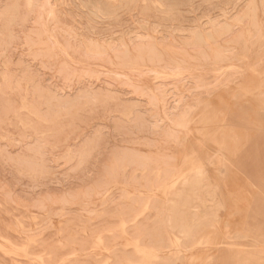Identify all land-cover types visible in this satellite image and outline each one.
<instances>
[{
	"label": "rangeland",
	"instance_id": "obj_1",
	"mask_svg": "<svg viewBox=\"0 0 264 264\" xmlns=\"http://www.w3.org/2000/svg\"><path fill=\"white\" fill-rule=\"evenodd\" d=\"M12 1L0 0V264H264V0Z\"/></svg>",
	"mask_w": 264,
	"mask_h": 264
},
{
	"label": "bare ground",
	"instance_id": "obj_2",
	"mask_svg": "<svg viewBox=\"0 0 264 264\" xmlns=\"http://www.w3.org/2000/svg\"><path fill=\"white\" fill-rule=\"evenodd\" d=\"M11 1H12V0H11ZM14 1H15V0H14ZM68 1H69V0H68ZM71 1H72V0H71ZM80 1H82V0H79V2H80ZM84 1H87V0H84ZM96 1H99V0H96ZM133 1H134V0H133ZM140 1H141V0H140ZM161 1H162V0H161ZM163 1H164V0H163ZM175 1H177V0H175ZM186 1H187V0H186ZM188 1H191V3H190V5H191L193 0H188ZM195 1H197V0H194L193 2L195 3ZM198 1H199V0H198ZM201 1H202V0H201ZM203 1H204V0H203ZM224 1H225V0H224ZM12 2H13V1H12ZM12 2H10V4H12ZM75 2H76V1H75ZM91 2H92V1H91ZM103 2H106V1H103V0H102V3H103ZM120 2L122 3V1H120ZM125 2H126V1H125ZM127 2H129V1H127ZM127 2H126V3H127ZM148 2H149V0H148ZM177 2H178V1H177ZM183 2H184V1H183ZM207 2H208V1H207ZM207 2H206V3H207ZM220 2H221V1H220ZM17 3H18V2H17ZM72 3H74V2H72ZM82 3H83V2H81V4H82ZM85 3H86V2H85ZM87 3H89V1H88ZM93 3H94V2H93ZM102 3H101V5H102ZM126 3H125V7L127 8ZM134 3H135V2H134ZM139 3H140V2H139ZM160 3H161V2H160ZM171 3H172V2H171ZM173 3H174V1H173ZM179 3H180V2H179ZM181 3H182V2H181ZM209 3L211 4V2H209ZM218 3H219V2H218ZM221 3H222V2H221ZM250 3H251V2H250ZM259 3H260V2H259ZM20 4H21V3H20ZM31 4H32V3H31ZM150 4H151V3H150ZM150 4H149V5H150ZM163 4H164V3H163ZM182 4H183V3H182ZM187 4H189V3H187ZM212 4H213V3H212ZM8 5H9V4H8ZM45 5H46V4H45ZM73 5H74V4H73ZM73 5H72V6H73ZM78 5H80V4H78ZM82 5H83V4H82ZM84 5H85V4H84ZM95 5L97 6V3H96ZM131 5H132V4H131ZM138 5H139V4H138ZM149 5L147 6L148 9H150V8H149V7H150ZM151 5H152V4H151ZM177 5H178V4H177ZM177 5H176V6H177ZM183 5H186V3H184ZM260 5H261V4H260ZM263 5H264V4H263ZM51 6H52V5H51ZM68 6H69V5H68ZM74 6H75V5H74ZM80 6H81V5H80ZM88 6H89V5H88ZM156 6H157V5H156ZM164 6H165V5H164ZM166 6H167V7H168V6L170 7V5H166ZM188 6H189V5H188ZM193 6H194V5H193ZM257 6H258V5H257ZM9 7H10V6H9ZM16 7H17V6H16ZM43 7H44V6H43ZM89 7H91L90 9H93V8H92L93 6H89ZM94 7H95V6H94ZM97 7H98V6H97ZM97 7H96V8H97ZM102 7H104V3H103V6H102ZM102 7H100V8H102ZM107 7H112V6H111V5H110V6L107 5ZM129 7H130V6H129ZM132 7H133V6H132ZM151 7H152V6H151ZM173 7H174V8H177V7H175L174 5H173ZM178 7H181V8L184 7V8H186L185 6H181V5H179ZM10 8H11V7H10ZM71 8H72V7H71ZM75 8H76V7H75ZM79 8H80V7H79ZM105 8H106V6L104 7V9H105ZM117 8H118V7H117ZM143 8H145V7H143ZM147 8L144 9V13L142 12L143 9L141 10V13H143V15L145 14V17L147 16V15H146V12H145V11L147 10ZM174 8L172 9L173 11L171 10V12H174ZM181 8H180V9H181ZM190 8H191V7H190ZM192 8H193V7H192ZM15 9H18V8H15ZM73 9H74V8H73ZM80 9H81V8H80ZM86 9H87V8H86ZM97 9H98V8H97ZM97 9H96V10H97ZM102 9H103V8H102ZM110 9L113 10V8H110ZM114 9H115V8H114ZM119 9H120V8H119ZM119 9L117 10L118 12L123 11V10H121V9H120V11H119ZM123 9H125V8L123 7ZM128 9H129V8H127V11H128ZM152 9H154V7H153ZM155 9H156V8H155ZM157 9H158V8H157ZM157 9H156V10H157ZM168 9H169V8H168ZM168 9H167V10H168ZM180 9H179V12L181 11ZM186 9H187V8H186ZM59 10H60V9H59ZM105 10H106V9H105ZM159 10H160V9H159ZM167 10H163V11H166V13H168ZM176 10H178V9H176ZM176 10H175V12L178 13V11H176ZM7 11H9V10H7ZM13 11H14V10H13ZM69 11H70V10H69ZM90 11H91V10H90ZM92 11H93V10H92ZM92 11H91V12H92ZM107 11H109V10L107 9ZM107 11H106V13H108ZM127 11H125V12H127ZM148 11L151 12V10H148ZM148 11H147V13H148ZM153 11H154V10H153ZM157 11H158V10H157ZM61 12H62V11H61ZM76 12H77V11H76ZM102 12H103V10H102ZM109 12H110V11H109ZM128 12H129V11H128ZM150 12H149V13H150ZM160 12H162V11H160ZM183 12H184V11H183ZM241 12H242V11H241ZM11 13H12V12H11ZM67 13H69V12H67ZM72 13H74V12H72ZM72 13H70V14H72ZM88 13H89V12H88ZM94 13H95V12H94ZM103 13H104V12H103ZM110 13H114V12L111 11ZM110 13H109V15L106 14V16L109 17V16H110ZM115 13L117 14V12H115ZM153 13H154V12H153ZM181 13H182V12H181ZM181 13H180V14H181ZM17 14H18V13H17ZM24 14H25V13H24ZM61 14H62V13H61ZM63 14H64V13H63ZM63 14H62V16H63ZM80 14H81V13H79V15H80ZM84 14H86V13L84 12ZM96 14H97V13H96ZM96 14H95V15H96ZM161 14H162V13H161ZM164 14H165V13H164ZM168 14H171V13H168ZM11 15H12V14H11ZM25 15H27V14H25ZM72 15H74V14H72ZM76 15H77V14H76ZM87 15H88V14H87ZM91 15H92V14H91ZM113 15L116 16L115 14H113ZM119 15L121 16L120 13L118 14V16H119ZM140 15H141V14H140ZM152 15H153V14H152ZM172 15H174V13H172ZM175 15H179V14H175ZM182 15H184V14H182ZM224 15H225V14H224ZM238 15H240V14H238ZM244 15H245V14H244ZM16 16H17V15H16ZM82 16H83V15H82ZM85 16H86V15H85ZM104 16H105V15H104ZM111 16H112V15H111ZM179 16H180V15H179ZM179 16H178V17H179ZM72 17H74V16H72ZM80 17H81V15H80ZM86 17H87V16H86ZM92 17H93V16H91V18H92ZM162 17H163V16H162ZM164 17H165V16H164ZM164 17H163V18H164ZM170 17H171V16H170ZM172 17H173V16H172ZM249 17H250V16H249ZM24 18H25V17H24ZM66 18H67V17H66ZM75 18H76V17H75ZM82 18H83V17H82ZM84 18H85V17H84ZM84 18H83L82 20H86V18H85V19H84ZM91 18H89V19H91ZM100 18H101V16H100ZM112 18H114V17H112ZM118 18H119V17H118ZM118 18H117V19H118ZM142 18H143V17H142ZM175 18H176V17H175ZM179 18L181 19L182 17H179ZM179 18H177V19H179ZM184 18H185V17H184ZM61 19L63 20V18H61ZM76 19H77V18H76ZM92 19H93V18H92ZM92 19H91V20H92ZM105 19H107V18H105ZM108 19H110V18H108ZM143 19H145V18H143ZM166 19H167V18H166ZM168 19H169V18H168ZM185 19H186V18H185ZM185 19H184V20H185ZM233 19H234V18H233ZM235 19H236V18H235ZM240 19H241V18H240ZM242 19H243V18H242ZM6 20H7V19H6ZM25 20H26V19H25ZM66 20H69V19H66ZM112 20H113V19H112ZM114 20H116V18H115ZM171 20H174V19H171ZM182 20H183V18H182ZM184 20H183V21H184ZM237 20H238V19H237ZM13 21H14V20H13ZM42 21H43V20H42ZM79 21H80V20H79ZM93 21H95V20H92V22H93ZM179 21L181 22V20H179ZM242 21H243V20H242ZM8 22H10V21H8ZM64 22H65V20H64ZM66 22H67V21H66ZM83 22H84V24H86V23H85L86 21H83ZM99 22H100V21H99ZM107 22H109V21H107ZM245 22H247V21H245ZM6 23H7V22H6ZM20 23H21V22H20ZM37 23H38V22H37ZM80 23H81V22H80ZM88 23H89V22H88ZM97 23H98V21H97ZM102 23H104V22L102 21ZM7 24H8V23H7ZM40 24H41V23H40ZM40 24H39V26H40ZM44 24H45V23H44ZM68 24H69V23H68ZM72 24H73V23H72ZM72 24H71V25H72ZM93 24H96V22L93 23ZM106 24H107V23H106ZM228 24H229V23H228ZM24 25H25V24H24ZM97 25H98V24H97ZM217 25H218V24H217ZM244 25H245V24H244ZM0 26H1V25H0ZM8 26H9V25H8ZM92 26H94V25H92ZM95 26H96V25H95ZM22 27H23V26H22ZM75 27H77V26H75ZM87 27H88V26H87ZM216 27H217V26H216ZM88 28H90V27H88ZM91 28H92V27H91ZM236 28H237V27H236ZM21 29H22V28H21ZM24 29H25V28H24ZM78 29H80V28H78ZM85 29H86V28H85ZM85 29H84V30H85ZM0 30H1V28H0ZM7 30H8V29H7ZM10 30H11V29H10ZM191 30H192V29H191ZM217 30H218V29H217ZM237 30H238V29H237ZM5 31H6V30H5ZM18 31H19V30H18ZM78 31L80 32V30H78ZM88 31H89V30H88ZM203 31H204V30H203ZM207 31H208V30H207ZM219 31H220V30H219ZM241 31H242V30H241ZM241 31H240V32H241ZM32 32H33V31H32ZM86 32H87V31H86ZM93 32H94V31H93ZM190 32H191V31H190ZM205 32H206V30H205ZM233 32H234V30H233ZM237 32H239V31H237ZM20 33H21V32H20ZM20 33H19V34H20ZM89 33H90V32H89ZM124 33H125V32H124ZM234 33H236V32H234ZM8 34H9V33H8ZM51 34H52V33H51ZM79 34H81V33H79ZM85 34H86V33H85ZM208 34H209V33H208ZM13 35H14V34H13ZM25 35H26V34H25ZM82 35H83V34H82ZM122 35H123V34H122ZM125 35H126V34H125ZM231 35H232V34H231ZM233 35H234V34H233ZM6 36H8V35H6ZM84 36H85V35H84ZM88 36H90V35H87V37H88ZM228 36H229V35H228ZM9 37H10V36H8V38H9ZM13 37H14V36H13ZM20 37H21V36H20ZM122 37H123V36H122ZM167 37H168V36H167ZM185 37H186V36H185ZM196 37H197V35H196ZM232 37H233V36H232ZM5 38H7V37H5ZM8 38H7V39H8ZM10 38H11V37H10ZM48 38H49V37H48ZM84 38H85V37H84ZM88 38H90V37H88ZM91 38H92V37H91ZM93 38H94V37H93ZM100 38H101V37H100ZM120 38H121V37H120ZM225 38H226V36H225ZM1 39L4 40L3 38H1ZM16 39H18V38H16ZM130 39H131V37H130ZM163 39H164V38H163ZM190 39H191V38H190ZM227 39L229 40L228 37H227ZM13 40H14V39H13ZM33 40H34V39H33ZM93 40H94V39H93ZM137 40H139V39L137 38ZM188 40H189V39H188ZM225 40H226V39H225ZM225 40H224V41H225ZM6 41H8V40H6ZM23 41H24V40H23ZM73 41H74V40H73ZM102 41H103V40H102ZM106 41H107V40H106ZM170 41H171V40H170ZM226 41H227V40H226ZM4 42H5V41H4ZM95 42H96V41H95ZM131 42H132V41H131ZM218 42H219V41H218ZM2 43H3V42H2ZM143 43H144V42H143ZM172 43H174V40H173ZM262 43H263V42H262ZM0 44H1V41H0ZM4 44H6V42H5ZM82 44H83V43H82ZM133 44H134V43H133ZM194 44H195V43H194ZM24 45H25V43H24ZM33 45H34V44H33ZM200 45H201V44H200ZM120 46H121V45H120ZM173 46H174V45H173ZM184 46H185V45H184ZM76 47H77V45H76ZM39 48H40V47H39ZM120 48H121V47H120ZM25 49H26V48H25ZM44 49H45V48H44ZM80 49H81V48H80ZM181 49H182V48H181ZM1 50H2V49H1ZM4 50H5V48H4ZM183 50H184V49H183ZM27 51H28V50H27ZM113 51H114V50H113ZM121 51H122V50H121ZM33 52H34V51H33ZM75 52H76V51H75ZM2 53H3V51H2ZM4 53H5V52H4ZM149 53H150V52H149ZM229 53H230V52H229ZM235 53H236V51H235ZM238 54H239V52H238ZM32 55H33V54H32ZM149 56H150V55H149ZM147 57H148V56H147ZM1 58H2V57H1ZM8 58H9V57H8ZM2 59H3V58H2ZM3 60H4V59H3ZM5 60H6V59H5ZM9 60H10V59H9ZM67 60H68V59H67ZM128 61H129V60H128ZM69 62H70V61H69ZM1 63H2V62H1ZM44 63H45V62H44ZM105 63H107V62L105 61ZM142 64H143V63H142ZM160 66H161V65H160ZM147 68H148V67H147ZM60 69H61V68H60ZM11 70H12V69H11ZM5 72H6V71H5ZM68 72H69V71H68ZM238 72H240V71H238ZM6 73H7V72H6ZM12 73H13V72H12ZM144 73H145V72H144ZM148 73H149V72H148ZM2 74H4V73H2ZM154 74H155V73H154ZM154 74H153V75H154ZM0 75H1V74H0ZM11 75H12V74H11ZM21 75H22V74H21ZM24 75H25V74H24ZM222 75H223V74H222ZM241 75H242V74H241ZM12 76H13V75H12ZM142 76H143V75H142ZM188 76H189V75H188ZM231 76H233V75H231ZM231 76H230V77H231ZM8 77H10V76H8ZM19 77H20V76H19ZM123 77H124V75H123ZM138 77H139V76H138ZM228 77H229V76H228ZM230 77H229V78H230ZM234 77H235V76H234ZM234 77H233V78H234ZM242 77H243V76H242ZM12 78H13V77H12ZM15 78H16V77H15ZM17 78H18V76H17ZM25 78H26V77H25ZM233 78H232V79H233ZM8 79H9V78H8ZM22 79H23V78H21V80H22ZM27 79H28V78H27ZM193 79H194V78H193ZM232 79H231V80H232ZM10 80H11V78H10ZM23 80H24V79H23ZM131 80H132V79H131ZM194 80H195V79H194ZM227 80H229V79H227ZM16 81H17V80H16ZM27 81H31V80H27ZM123 81H124V80H123ZM1 82L3 83L2 80H1ZM31 82H32V81H31ZM124 82H125V81H124ZM8 83H9V82H8ZM171 83H172V82H171ZM193 83H194V82H193ZM223 83H224V82H223ZM233 83H234V82H233ZM5 84H6V83H5ZM10 84H11V81H10ZM14 84H15V83H14ZM30 84H32V83H30ZM158 84H159V83H158ZM0 85H1V84H0ZM154 85H155V83H154ZM1 86H2V85H1ZM162 86H163V85H162ZM221 86H222V84H221ZM221 86H219V87H221ZM5 87H6V85H5ZM11 87H12V86H11ZM22 87H23V86H22ZM2 88H3V87H2ZM16 88H17V87H16ZM20 88H21V87H20ZM147 88H148V87H147ZM3 89H5V88H3ZM6 89H7V88H6ZM13 89H15V88L13 87ZM29 89H30V88H29ZM32 89H33V87H32ZM216 89H217V88H216ZM24 90H25V88H24ZM40 90H41V89H40ZM236 90H237V89H236ZM147 91H148V90H147ZM213 91H215V90L212 89L211 92H213ZM33 92H34V91H33ZM201 92H202V91H201ZM204 92H205V91H204ZM209 92H210V91H209ZM3 93H4V92H3ZM5 93H6V92H5ZM21 93H22V92H21ZM23 93H24V92H23ZM35 93L38 94L37 92H35ZM35 93H34V94H35ZM163 93H164V92H163ZM202 93H203V92H202ZM0 94H1V93H0ZM16 94L18 95V93H16ZM29 94H30V93H29ZM206 94H207V92H206ZM4 95H5V94H4ZM9 95H10V94H9ZM19 95H20V94H19ZM22 95H23V94H22ZM22 95H21V96H22ZM24 95H25V93H24ZM27 95H28V93H27ZM30 95H31V94H30ZM200 95H201V94H199V96H200ZM204 95H205V94H204ZM209 95H210V94H209ZM4 97H5V96H4ZM4 97H3V99H2L3 103H4V101H6V100H10V99H5V100H4ZM8 97H10V96H8ZM19 97H20V96H19ZM31 97H32V96H31ZM33 97H34V96H33ZM37 97H38V95H37ZM41 97H42V96L40 95V98H41ZM48 97H49V96H48ZM179 97H180V96H179ZM185 97H186V96H185ZM196 97H197V96H196ZM0 98H1V95H0ZM6 98H7V97H6ZM193 98H194V96H193ZM20 99H21V98H20ZM29 99H30V98H29ZM15 100H16V99H15ZM15 100H13V101L11 100V101L14 102ZM36 100H37V99H36ZM38 100H39V99H38ZM47 100H50V98H48ZM53 100H54V99H53ZM157 100H158V99H157ZM177 100H178V99H177ZM188 100H189V99H188ZM11 101H10V103H12ZM28 101H29V100H28ZM32 101H33V100H32ZM162 101H163V100H162ZM185 101H186V100H185ZM8 102H9V101H7V104H8ZM18 102H20V101H18ZM18 102H15V103L18 104ZM3 103L0 104V105H3V107H4V105H6V104H3ZM34 103H35V102H34ZM177 103H178V101H177ZM40 104H41V102H40ZM183 104H184V103H183ZM14 105H15V104H14ZM37 105H39V104H37ZM15 106H18V105H15ZM19 106H21V105H19ZM34 106H35V105H34ZM180 106H182V105H180ZM183 106H184V105H183ZM185 106H186V105H185ZM1 107H2V106H1ZM1 107H0V109H1ZM5 107H6V106H5ZM10 107H13V104H12ZM21 107H23V106H21ZM30 107H31V106H30ZM192 107H194V106H192ZM6 108H8V106H7ZM13 108H14V107H13ZM15 108H17V107H15ZM36 108H39V106L36 107ZM183 108H184V107H183ZM195 108H196V107H195ZM4 109H5V108H4ZM180 109H181V108H180ZM14 110L16 111V109H14ZM31 110H32V109H31ZM39 110H40V108H39ZM182 110H183V109H182ZM0 111H1V110H0ZM3 111H4V110H3ZM9 111H10V110H9ZM9 111H8V113L11 114V112H9ZM11 111H12V110H11ZM18 111H19L18 113H20V110H18ZM40 111H42V110H40ZM60 111H61V110H60ZM180 111H181V110H180ZM29 112H30V111H29ZM36 112H37V111H36ZM3 113L5 114V111H4ZM16 113H17V112H16ZM23 113H25V112H23ZM23 113H22V114H23ZM42 113H43V111L41 112V114H42ZM58 113H59V111H58ZM187 113H188V112H187ZM4 114H2V115H4ZM38 114H39V113H38ZM64 114H66V113H64ZM169 114H170V113H169ZM174 114H175V113H174ZM174 114L171 115V116H174ZM182 114H183V111H182ZM5 115H8V114L6 113ZM28 115H29V114H28ZM28 115H26V116H28ZM31 115H33V114L31 113ZM42 115H44V117L46 116L45 113L42 114ZM47 115H49V114H47ZM50 115H51V114H50ZM50 115L47 116V118L50 117ZM53 115H54V114H53ZM55 115H56V114H55ZM57 115H58V114H57ZM165 115H166V114H165ZM167 115H168V114H167ZM177 115H178V114H177ZM29 116H30V115H29ZM39 116H41V115H39ZM39 116H38V117H39ZM175 116H176V115H175ZM175 116H174V117H175ZM2 117H4V116H2ZM167 117H168V116H167ZM11 118H12V117H11ZM19 118H20V117H19ZM22 118H25V116H23ZM51 118H52V117H51ZM54 118H55V117H54ZM54 118H53V119H54ZM169 118H170V116H169ZM20 119H21V118H20ZM26 119H27V118H26ZM34 119H35V118H34ZM45 119H46V117H45ZM173 119H174V118H173ZM179 119H180V118H179ZM1 120H2V119H1ZM3 120H4V118H3ZM9 120H10V119H9ZM16 120H17V119H16ZM30 120H31V119H30ZM30 120H29V121H30ZM41 120H42V119H41ZM49 120H50V119H49ZM181 120H182V119H181ZM7 121H8V120H7ZM7 121H6V122H3V123H7ZM11 121H12V120H11ZM24 121H25V120H24ZM24 121H23V122H24ZM35 121H36V123H37V120H35ZM42 121H43V120H42ZM50 121H51V120H50ZM163 121H164V120H163ZM171 121H172V119H171ZM18 122H19V121H18ZM39 122L41 123V121H39ZM53 122H55V121H53ZM160 122H161V121H160ZM179 122H180V120H179ZM181 122H182V121H181ZM12 123H13V122H12ZM14 123H16V121H14ZM19 123H20V122H19ZM19 123H18V125H19ZM31 123H33V122H31ZM40 123H39L38 125H42V123H41V124H40ZM22 124H24V126H27L25 123H22ZM34 124H35V123H34ZM34 124H33V126H34ZM9 125H10V124H9ZM11 125H12V124H11ZM13 125H14V124H13ZM36 125H37V124H36ZM36 125H35V126H36ZM165 125H166V124H165ZM3 126H4V125H3ZM14 126H15V125H14ZM20 126H21V125H20ZM28 126H29V125H28ZM35 126H34V127H35ZM166 126H168V125H166ZM224 126H226V125H224ZM0 127H2V126H0ZM4 127H5L6 130H7L8 127H7V126H4ZM12 127H13V126H12ZM15 127H16V126H15ZM34 127H32V128H34ZM41 127H42V126H41ZM49 127H50V126H49ZM2 128H3V127H2ZM5 128H4V129H5ZM24 128H25V127H24ZM28 128H29V127H28ZM30 128H31V127H30ZM51 128H52V126H51ZM4 129H3V130H4ZM10 129H11V128H10ZM35 129H36V127H35ZM38 129H41V128H38ZM38 129H37V130H38ZM201 129H202V127H201ZM31 130H32V129H31ZM33 130H34V129H33ZM41 130H42V129H41ZM166 130H167V128H166ZM9 131H10V130H9ZM6 132H7V131H6ZM35 132H36V131H35ZM38 132H39V130H38ZM2 135H3V134H2ZM176 136H177V135H176ZM179 139H180V138H179ZM195 139H196V138H195ZM199 140H200V139H199ZM200 141H201V140H200ZM182 142H183V141H182ZM202 142H203V141H202ZM140 145H141V144H140ZM202 145H203V144H202ZM191 146H192V145H191ZM195 151H196V150H195ZM221 153H222V152H221ZM213 154H214V153H213ZM213 154H212V155H213ZM223 154H224V153H223ZM127 157H128V156H127ZM138 157H139V156H138ZM220 157H221V156H220ZM198 158H199V157H198ZM121 159H122V157H121ZM223 159H225V158H223ZM132 160H133V159H132ZM141 160H142V158H141ZM172 160H173V159H172ZM212 161H213V160H212ZM123 162H124V160H123ZM126 162H128V161H126ZM135 162H136V161H135ZM143 162H144V161H143ZM209 162H211V159H209ZM116 163H117V162H116ZM121 163H122V161H121ZM121 163H120V164H121ZM133 163H134V162H132V164H133ZM136 163H137V162H136ZM201 163H202V162H201ZM130 164H131V163H130ZM140 165H142V164H140ZM212 165H213V164H212ZM222 165H223V164H222ZM129 166H130V165H129ZM150 166H151V165L148 164V167H150ZM152 167H153V166H151V168H152ZM122 168H123V167H122ZM132 168H134V167H132ZM186 168H187V167H186ZM204 168H205V166H204ZM204 168H201V169L204 170ZM142 169H143V168H142ZM199 169H200V168H199ZM199 169H197V170H195V171L198 172ZM121 170H122V169H121ZM129 170L131 171V169H129ZM129 170H128V171H129ZM167 170H168V169H167ZM205 170H206V169H205ZM216 170H217V169H216ZM220 170H221V169H220ZM135 171H136V170H135ZM153 171H154V170H153ZM201 171H202V170H201ZM222 171H223V170H222ZM121 172H122V171H121ZM159 172H160V171H159ZM204 172H205V171H204ZM132 173H133V171H132ZM146 173H147V172H146ZM165 173H166V172H165ZM172 173H173V172H172ZM188 173H190V172H188ZM226 173H227V172H226ZM126 174H127V173H126ZM130 174H131V173H130ZM160 174H161V173H160ZM198 174H201V173L198 172ZM202 174H203V173H202ZM202 174H201V175H202ZM206 174H207V173H206ZM242 174H243V173H242ZM120 175H121V174H120ZM139 175H140V174H139ZM151 175H152V174H151ZM151 175H150V176H151ZM157 175H158V173H157ZM172 175H173V174H172ZM191 175H193V172H192ZM223 175H224V174H223ZM167 176H168V175H167ZM170 176H171V175H170ZM199 176H200V175H199ZM244 176H245V175H244ZM152 177H153V175H152ZM189 177H190V176H189ZM201 177H202V176H201ZM205 177H207V176H205ZM205 177H204V178H205ZM208 177H209V176H208ZM120 178H121V177H120ZM123 178H124V177H123ZM127 178H128V177H127ZM143 178H144V177H143ZM185 178H186V177H185ZM150 179H152V178H150ZM153 179H154V177H153ZM160 179H161V178H160ZM162 179H163V178H162ZM166 179H168V178H166ZM129 180H130V179H129ZM205 180L207 181L208 179H205ZM205 180H203L202 183H203ZM122 181H123V180H122ZM155 181H156V180H155ZM165 181H166V180H165ZM185 181H186V179H185ZM206 181H205L204 183H206ZM112 182H113V181H112ZM187 182H188V180L186 181V183H187ZM195 182H196V181H195ZM125 183H126V182H125ZM140 183H141V182H140ZM204 183H203V184H204ZM208 183H209V182H208ZM184 184H185V183H184ZM189 184H190V183H189ZM194 184H195V183H194ZM172 185H174V184H172ZM210 185H211V184H210ZM176 186H177V185H176ZM185 186H186V185H185ZM199 186H200V185H199ZM201 186H204V185H201ZM252 186H253V185H252ZM170 187H172V186H170ZM187 187H188V186H187ZM191 187L194 188L195 185H194V186L191 185ZM204 187H206V185H205ZM204 187H203V189H204ZM208 187H209V186H208ZM216 187H217V186H216ZM152 188H153V187H152ZM188 188H190V187H188ZM198 188H199V187H198ZM217 188H218V187H217ZM171 189H172V188H171ZM171 189H170V190H171ZM173 189H174V188H173ZM191 189H192V188H191ZM195 189H197V188L195 187ZM195 189H193V190H195ZM199 189H200V188H199ZM207 189H209V188H207ZM207 189H205V190H206V193H207ZM215 189H216V188H215ZM110 190H111V189H110ZM146 190H147V189H146ZM150 190H151V189H150ZM186 190H187V188H186ZM168 191H169V188H168ZM183 191L186 192L185 190H183ZM173 192H174V191H173ZM199 192H200V191H199ZM202 192H203V191H201V193H202ZM210 192H211V191H210ZM108 193H109V192H108ZM122 193H123V192H122ZM149 193H150V192H149ZM189 193H190V192H189ZM206 193H205V194H206ZM214 193H215V191H214ZM214 193H213V194H214ZM117 194H119V193H117ZM181 194H182V193H181ZM187 194H188V193H187ZM105 195H106V194H105ZM110 195H111V194H110ZM113 195H114V194H113ZM135 195H136V194H135ZM168 195H169V193H168ZM185 195H186V194H185ZM208 195H209V194H208ZM211 195H212V194H211ZM214 195H215V194H214ZM103 196H104V195H103ZM121 196H122V195H121ZM183 196H184V195H183ZM183 196H182V198H183ZM212 196H213V195H212ZM216 196H217V195H216ZM104 197H105V196H104ZM116 197H117V196H116ZM167 197H168V196H167ZM201 197H202V196H200V198H201ZM210 197H211V196H210ZM1 198H2V197H1ZM118 198H119V197H118ZM194 198H195V197H194ZM196 198H197V197H196ZM217 198H218V197H217ZM111 199H112V198H111ZM170 199H171V198H170ZM179 199H180V198H179ZM183 199H184V198H183ZM186 199L188 200L187 197H186ZM198 199H199V198H198ZM211 199H212V197H211ZM211 199H209V200H211ZM2 200H5V199L3 198ZM115 200H116V199H115ZM115 200H113V201H114V202H117V201H115ZM117 200H118V199H117ZM134 200H135V199H134ZM215 200H216V198H215ZM0 201H1V200H0ZM111 201H112V200H111ZM131 201H132V200H131ZM180 201H181V200H180ZM189 201H190V200H189ZM191 201H192V200H191ZM193 201H194V200H193ZM202 201H203V200H202ZM202 201H201V202H202ZM1 202H2V201H1ZM124 202H125V201H124ZM137 202H138V201H137ZM185 202H187V201H185ZM120 203H121V202H120ZM141 203H142V202H141ZM179 203H180V202H179ZM204 203H205V202H204ZM221 203H222V202H221ZM3 204H4V203H3ZM123 204H124V203H123ZM139 204H140V202H139ZM182 204L185 205L186 203L182 202ZM191 204H193V202H191ZM195 204H196V202H195ZM199 204H200V202H199ZM205 204H206V203H205ZM218 204H219V203H218ZM12 205H13V204H12ZM91 205H92V204H91ZM104 205H105V204H104ZM197 205H198V204H197ZM209 205H211V204H209ZM220 205H222V204H220ZM1 206H2V205H1ZM1 206H0V207H1ZM172 206H174V205H172ZM178 206H179V205H178ZM178 206H177V207H178ZM180 206H183V205L180 204ZM191 206H192V205H191ZM191 206H190V207H191ZM201 206H202V205H201ZM201 206H200V207H201ZM218 206H219V205H218ZM13 207H14V206H13ZM117 207H118V206H117ZM128 207H129V206H128ZM186 207H187V206H186ZM207 207H208V206H207ZM207 207H206V208H207ZM209 207H210V206H209ZM214 207H215V206H213V208H214ZM222 207H223V206H222ZM7 208H8V207H7ZM14 208H15V207H14ZM16 208H17V207H16ZM132 208H133V207H132ZM155 208H156V207H155ZM173 208L175 209V207H173ZM201 208H202V207H201ZM201 208H200V209H201ZM210 208H211V207H210ZM218 208H219V207H218ZM218 208H217V209H218ZM0 209H1V208H0ZM95 209H96V208H95ZM140 209H141V208H140ZM176 209H177V208H176ZM180 209H181V207H180ZM186 209H187V208H186ZM20 210H21V209H20ZM101 210H102V209H101ZM111 210H112L111 212L113 213V210H114V209H111ZM130 210H131V209H130ZM187 210L189 211V209H187ZM192 210H193V209H192ZM207 210H208V209H207ZM209 210H210V209H209ZM215 210H216V209H215ZM220 210H223V208H222V209L220 208ZM10 211L12 212L11 209H10ZM22 211H23V210H22ZM98 211H99V210H98ZM103 211H104V210H103ZM115 211H116V209H115ZM184 211H185V210H184ZM213 211H214V209H213ZM217 211H218V210H217ZM4 212H5V211H4ZM24 212H25V211H24ZM90 212H91V211H90ZM93 212H94V211H93ZM107 212H108V211H107ZM109 212H110V210H109ZM118 212H119V211H118ZM168 212H169V211H168ZM178 212H179V211H178ZM199 212H200V211H199ZM199 212L197 211V213H199ZM0 213H1V212H0ZM12 213H13V212H12ZM85 213H86V212H85ZM153 213H154V212H153ZM179 213H180V212H179ZM209 213H210V211H209ZM19 214H20V213H19ZM24 214H25V213H24ZM81 214H82V213H81ZM86 214H87V213H86ZM89 214H90V213H89ZM135 214H136V213H135ZM147 214H148V213H147ZM147 214H146V215H147ZM154 214H155V213H154ZM172 214L174 215V212H173ZM175 214H176V213H175ZM187 214H188V212H187ZM215 214H216V213H215ZM15 215H16V214H15ZM17 215H18V214H17ZM59 215H60V214H59ZM157 215H158V214H157ZM209 215H210V214H209ZM216 215H218V214H216ZM94 216H95V215H94ZM130 216H131V215H130ZM133 216H134V213H133ZM144 216H145V215H144ZM177 216H179V214H177ZM180 216H182V215H180ZM180 216H179V217H180ZM186 216H187V215H186ZM188 216H189V215H188ZM201 216H202V215H201ZM0 217H1V216H0ZM3 217H5V215H3ZM3 217H2V218H3ZM17 217H18V216H17ZM36 217H37V216H36ZM53 217H54V216H53ZM90 217H91V216H90ZM95 217H96V216H95ZM117 217H118V216H117ZM127 217H128V216H127ZM146 217H147V216H146ZM153 217H154V216H153ZM153 217H151V218H153ZM206 217H207V216H206ZM2 218H0V219H2ZM172 218H174V219L176 220V216H175V217L172 216ZM186 218H187V217H186ZM198 218H199V217H198ZM3 219H4V218H3ZM7 219H8V218H7ZM12 219H13V218H12ZM46 219H47V218H46ZM82 219H83V218H82ZM100 219H101V218H100ZM110 219H111V217H110ZM124 219H125V218H124ZM143 219H145V218H142V220H143ZM212 219H213V217H212ZM104 220H106V219L104 218ZM108 220H109V218H108ZM140 220H141V219H140ZM140 220H139L138 222H140ZM172 220H173V219H172ZM185 220H187V219H185ZM196 220H197V219H196ZM201 220H202V218H201ZM217 220H218V219H217ZM4 221H5V219H4ZM86 221H87V220H86ZM124 221H125V220H124ZM143 221H144V220H143ZM151 221H152V220H151ZM24 222H25V221H24ZM24 222H23V223H24ZM46 222H47V221H46ZM49 222H50V221H49ZM67 222H68V221H67ZM76 222H77V221H76ZM83 222H84V221H83ZM114 222H115V221H114ZM114 222H112V223L114 224ZM116 222H118V221L116 220ZM152 222H153V221H152ZM176 222H177V221H176ZM179 222H180V220H179ZM187 222H188V221H187ZM190 222H191V221H190ZM192 222L194 223L193 220H192ZM207 222H208V221H207ZM210 222H211V221H210ZM210 222H209V223H210ZM3 223H4V222H3ZM6 223H7V221H6ZM9 223H10V221H9ZM12 223H13V222H12ZM41 223H42V222H41ZM97 223H98V221H97ZM109 223H110V222H109ZM118 223H119V222H118ZM147 223H148V222H147ZM193 223H192V224H193ZM202 223H203V221H202ZM204 223H205V222H204ZM209 223H205V224H209ZM29 224H30V223H29ZM29 224H28V225H29ZM76 224H77V223H76ZM76 224H75V225H76ZM88 224H89V223H88ZM95 224H96V223H95ZM99 224H100V223H99ZM113 224H111V226H112ZM143 224H144V223H143ZM145 224H146V223H145ZM176 224H178V223H176ZM176 224H174V225H176ZM189 224H190V223H189ZM210 224H211V223H210ZM1 225H3V224H1ZM72 225H74V224L72 223ZM187 225H188V224H187ZM187 225H186V227H187ZM190 225H191V224H190ZM203 225H204V224H203ZM47 226H48V225H47ZM77 226H78V225H77ZM81 226H83V225H81ZM106 226H107V224H106ZM109 226H110V225H109ZM114 226H115V225H114ZM139 226H140V225H139ZM157 226H158V225H157ZM201 226H202V225H201ZM207 226H208V225H207ZM99 227H101V225H100ZM150 227H151V226H150ZM150 227H149V228H150ZM152 227H153V225H152ZM166 227H167V226H166ZM176 227H177V226H176ZM194 227H195V226H194ZM196 227H197V225H196ZM203 227H204V226H203ZM6 228H7V227H6ZM27 228H28V226H27ZM89 228H90V227H89ZM102 228H103V227H102ZM173 228H174V226H173ZM197 228H198V227H197ZM0 229L3 230V228H0ZM73 229H74V228H73ZM75 229H76V228H75ZM82 229H83V228H82ZM116 229H117V228H116ZM152 229H153V228H152ZM168 229H169V228H168ZM4 230H6V229H4ZM4 230H3V231H4ZM37 230H38V229H37ZM47 230H48V229H47ZM51 230H52V229H51ZM95 230H96V229H95ZM112 230H113V229H112ZM142 230H143V229H142ZM146 230H147V229H146ZM185 230H186V229H185ZM188 230H190V229H188ZM199 230H200V229H199ZM6 231H7V230H6ZM70 231H71V230H70ZM79 231H80V230H79ZM79 231H78V232H79ZM109 231H110V230H109ZM109 231H108V232H109ZM163 231H164V230H163ZM186 231H187V230H186ZM190 231H191V230H190ZM10 232H11V231H10ZM68 232H69V231H68ZM113 232H115V231L113 230ZM8 233H9V232H8ZM32 233H33V232H32ZM47 233L49 234V232H47ZM51 233L53 234V233H55V231H54V232L51 231ZM70 233H71V232H70ZM110 233H111V232H110ZM131 233H133V232H131ZM2 234H3V232H2ZM5 234H6V233H5ZM48 234H47V235H48ZM55 234H56V233H55ZM57 234H58V233H57ZM64 234H65V233H64ZM77 234H78V233H77ZM108 234H109V233H108ZM165 234H166V233H165ZM190 234H192V232H191ZM3 235H4V234H3ZM30 235H31V234H30ZM33 235H34V233H33ZM37 235H38V234H37ZM43 235H44V234H43ZM49 235H50V234H49ZM153 235H154V234H153ZM166 235H167V234H166ZM176 235H177V234H176ZM235 235H237V234H235ZM9 236H11V234H10ZM191 236H192V235H191ZM191 236H190V237H191ZM4 237H5V236H4ZM12 237H13V236H12ZM18 237H20V236H18ZM45 237H48V238H49V236H45ZM51 237H52V235L50 236V238H51ZM67 237H68V236H67ZM72 237H73V236H72ZM108 237H109V236H108ZM144 237H145V236H144ZM155 237H156V236H155ZM162 237H164V236H162ZM236 237L238 238V236H236ZM241 237H242V236H241ZM244 237H245V236H244ZM35 238L38 239V237H35ZM48 238H47V240L50 239V238H49V239H48ZM65 238H66V237H65ZM82 238H83V237H82ZM86 238H87V237H86ZM132 238H133V237H132ZM146 238H147V235H146ZM180 238H181V237H180ZM230 238H231V237H230ZM237 238H236V240H237ZM242 238H243V237H242ZM18 239H19V238H18ZM20 239H21V238H20ZM36 239H35V240H36ZM79 239H80V238H79ZM113 239H114V238H113ZM240 239H241V238H240ZM1 240H2V237H1ZM3 240H4V238H3ZM13 240H14V239H13ZM31 240H32V239H31ZM33 240H34V239H33ZM33 240H32V241H33ZM56 240H57V239H56ZM61 240H62V238H61ZM101 240H102V239H101ZM107 240H108V239H107ZM158 240H159V239H158ZM191 240H193V239H191ZM201 240H202V239H201ZM241 240H242V239H241ZM18 241H20V240H18ZM32 241H31V242H32ZM54 241H55V240H54ZM69 241H70V240H69ZM166 241H167V239H166ZM166 241H164L165 244H166ZM180 241H181V239H180ZM180 241H179V242H180ZM189 241H190V240H189ZM9 242H10V241H9ZM14 242H15V241H14ZM35 242H36V241H35ZM40 242H41V241H40ZM47 242H48V241H47ZM161 242H162V241H161ZM186 242H187V241H186ZM11 243H12V242H10V244H11ZM32 243H33V242H32ZM61 243H62V242H61ZM86 243H87V242H86ZM89 243H90V242H89ZM182 243H183V242H182ZM189 243H190V242H189ZM147 244H148V241H147ZM154 244H155V243H154ZM158 244H159V243H158ZM179 244H180V243H179ZM198 244H199V243H198ZM12 245H13V244H12ZM23 245H24V247H23V246H22V247L25 249L27 246L25 247L26 244H23ZM31 245H32V244H31ZM49 245H51V244L49 243ZM76 245H77V243H76ZM91 245H92V244H91ZM163 245H164V243H163ZM171 245H172V244H171ZM180 245H181V244H180ZM189 245H190V244H189ZM189 245H188L187 248H189ZM201 245H202V244H201ZM201 245H200V246H201ZM46 246H47V245H46ZM51 246H52V245H51ZM86 246H87V245H86ZM110 246H111V245H110ZM142 246H143V245H142ZM160 246H161V245H160ZM176 246H177V244H176ZM183 246H184V245H183ZM196 246H199V245H196ZM10 247L12 248V246H10ZM13 247H14V246H13ZM16 247H17V246H16ZM39 247H40V246H39ZM58 247H59V246H58ZM134 247H135V246H134ZM138 247H139V246H138ZM6 248H7V247H6ZM6 248L3 247V249H5V250H6ZM28 248H29V247H27V249H28ZM89 248H90V247H89ZM176 248H177V247H176ZM193 248H194V247H193ZM3 249H1L0 251H2ZM15 249H16V248H15ZM21 249H22V248H21ZM33 249H35V248H33ZM75 249H76V248H75ZM114 249H117V247L114 248ZM118 249H120V248H118ZM135 249H141V248L139 247V248H135ZM142 249H143V248H142ZM156 249H157V248H156ZM160 249H161V248H160ZM17 250H20V249H19V246H18V249H17ZM22 250H23V249H22ZM22 250H21V251H22ZM25 250H26V249H25ZM40 250H41V249H40ZM131 250L133 251V249H131ZM145 250H146V249H145ZM147 250H148V249H147ZM187 250H188V249H187ZM15 251H16V250H15ZM15 251H14V253H15V255H16V252H17V251H16V252H15ZM38 251H39V248H38ZM67 251H68V250H67ZM67 251H66V252H67ZM70 251H71V250H70ZM82 251H83V250H82ZM173 251H174V250H173ZM177 251H178V250H177ZM19 252H20V251H19ZM19 252H18V255H19ZM36 252H37V251H36ZM36 252H34V253H36ZM46 252H47V251H46ZM57 252H58V251H57ZM86 252H87V251H86ZM117 252H118V251H117ZM129 252H131V251H129ZM150 252H151V251H150ZM155 252H156V251H155ZM158 252H159V251H158ZM171 252H172V251H171ZM8 253H9V252H8ZM24 253H25V254H24ZM24 253H23V252H20V254H24V255L27 256V251H25ZM40 253H41V252H40ZM68 253H69V252H68ZM120 253H121V252H120ZM127 253H128V252H127ZM131 253H133V252H131ZM181 253H182V252H181ZM185 253H186V252H185ZM1 254H3V252H2ZM28 254H29V253H28ZM47 254H48V253H47ZM70 254H72V253H70ZM114 254H115V253H114ZM158 254H159V253H158ZM163 254H164V253H163ZM5 255H6V253H5ZM5 255H4V256H5ZM60 255H61V254H60ZM65 255H66V254H65ZM65 255H63V256H65ZM142 255H143V254H142ZM4 256L2 255L3 258H5ZM11 256H14V255L12 254ZM16 256H17V255H16ZM21 256H22V255H19V257H21ZM29 256H31V255H29ZM39 256H40V255H39ZM44 256H45V255H44ZM55 256H56V255H55ZM57 256H59V255H57ZM72 256H73V255H72ZM122 256H123V255H122ZM129 256H130V255H129ZM143 256H144V255H143ZM2 257H1V258H2ZM14 257H15V256H14ZM17 257H18V256H17ZM19 257H18V258H19ZM22 257H25V256H22ZM36 257H37V256H36ZM47 257H48V256H47ZM91 257H92V256H91ZM94 257H95V256H94ZM97 257H98V256H97ZM118 257H119V255H118ZM168 257H170V256H168ZM28 258H30V257H28ZM39 258H40V257H39ZM60 258H61V257H60ZM95 258H96V257H95ZM121 258H122V257H121ZM162 258H163V256H162ZM177 258H178V257H177ZM179 258H180V260L182 261V258H183V257L181 256V257H179ZM30 259H31V258H30ZM32 259H33V258H32ZM42 259H43V258H42ZM101 259H102V258H101ZM123 259H124V258H123ZM158 259H159V258H158ZM158 259H157V260H158ZM8 260H9V259H8ZM57 260H58V259H57ZM78 260H79V259H78ZM104 260H105V258H104ZM112 260H113V259H112ZM131 260H132V259H131ZM138 260H139V259H138ZM146 260H147V259H146ZM163 260H164V259H163ZM168 260H169V259H168ZM170 260H171V259H170ZM40 261H41V260H40ZM72 261H73V260H72ZM81 261H82V260H80V262H81ZM88 261H89V260H88ZM90 261H91V260H90ZM92 261H93V260H92ZM92 261H91V263H94V262H92ZM177 261H178V260H177ZM11 262H12V261H10V264H11ZM43 262H44V261H43ZM75 262H76V261H75ZM133 262H134V261H133ZM173 262H175V261H173ZM179 262H180V261H179ZM8 263H9V262H8ZM16 263H17V262H16ZM89 263H90V262H89ZM1 264H2V263H1ZM6 264H7V262H6ZM18 264H20V263H18ZM21 264H22V263H21ZM31 264H32V263H31ZM39 264H40V263H39ZM67 264H68V263H67ZM167 264H168V263H167ZM170 264H172V263H170ZM184 264H185V263H184Z\"/></svg>",
	"mask_w": 264,
	"mask_h": 264
}]
</instances>
